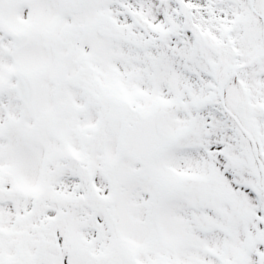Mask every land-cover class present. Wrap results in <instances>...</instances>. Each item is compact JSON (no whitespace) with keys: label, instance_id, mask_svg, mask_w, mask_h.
<instances>
[{"label":"snow or ice","instance_id":"6c2138e0","mask_svg":"<svg viewBox=\"0 0 264 264\" xmlns=\"http://www.w3.org/2000/svg\"><path fill=\"white\" fill-rule=\"evenodd\" d=\"M0 264H264V0H0Z\"/></svg>","mask_w":264,"mask_h":264}]
</instances>
